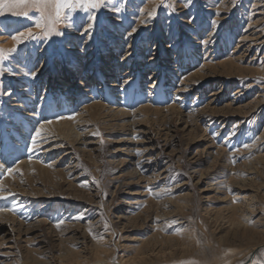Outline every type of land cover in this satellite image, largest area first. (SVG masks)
Masks as SVG:
<instances>
[{"label":"rangeland","instance_id":"374dc122","mask_svg":"<svg viewBox=\"0 0 264 264\" xmlns=\"http://www.w3.org/2000/svg\"><path fill=\"white\" fill-rule=\"evenodd\" d=\"M27 11L0 15V49L17 30L41 31ZM93 12L89 38L81 25ZM71 20L63 36L25 41L0 61V264H264V48L245 53L246 73L220 67L253 23L264 36V0H109ZM98 104L163 112L136 115L134 134L133 118L85 117ZM46 120L71 121L85 138L43 131L31 150ZM22 122L31 132L13 156Z\"/></svg>","mask_w":264,"mask_h":264},{"label":"bare ground","instance_id":"6f19581e","mask_svg":"<svg viewBox=\"0 0 264 264\" xmlns=\"http://www.w3.org/2000/svg\"><path fill=\"white\" fill-rule=\"evenodd\" d=\"M243 1V0H242ZM212 2H214V1H212ZM149 6H150V4H149ZM257 6V8H258V5H256ZM219 7V6H218ZM255 7V6H254ZM256 8V7H255ZM146 9V8H145ZM210 9V8H209ZM217 10H219V12H221V13H225V11H227L228 10V6H225V5H223L222 7H220V8H218V9H215L214 8V6H213V9H211V11H213V12H216ZM134 11V10H133ZM258 14H260V13H258ZM220 16H218V18H219ZM226 21V20H225ZM224 21V22H225ZM251 21V20H250ZM249 21V22H250ZM258 21V20H257ZM217 22H218V19H217ZM216 21H215V25L214 26H216ZM218 26L219 25H222V24H217ZM259 23L258 22H255V23H253L252 24V30H254V32L252 33V31H251V33H248V34H246L245 36L243 35V37H241L240 39H241V46H240V48H241V50L239 51V54H238V56L236 57V58H233L232 60H230V61H228V62H225V63H223V64H220V67H221V71L223 72V73H225L226 74V76L227 75H234L236 72H239V73H246V71H248V68H246V69H242L241 68V66L239 65V62H241L242 60L244 61V58H246V57H244V55H245V53H247L248 52V50H251V49H254V47L255 48H258V51H260L262 48H264V36L263 37H260V36H257V35H259V34H257V33H259L258 31H257V28H259ZM248 31V30H247ZM215 32V31H214ZM213 32V33H214ZM263 34H264V31L262 32ZM4 40H7V39H5V38H2V37H0V42H2V43H4ZM229 42H230V40H229ZM26 43V42H25ZM209 43V42H208ZM248 45V46H247ZM6 46H11V47H16L17 48V51L15 52V53H17V55H18V57H19V55H20V46H21V44L20 45H17L16 44V42L14 41V40H12V41H8L7 43H6ZM244 66V65H243ZM242 66V67H243ZM111 67V66H110ZM113 68V67H112ZM213 69V67H208V68H206L207 70L208 69ZM214 69H215V71H218L217 70V68H215L214 67ZM256 69H258V68H256ZM114 70V69H113ZM254 70V69H253ZM252 70V71H253ZM209 71V70H208ZM250 71V70H249ZM263 71H264V69H263ZM259 72V71H258ZM262 72V71H261ZM203 74V73H202ZM238 74V73H237ZM256 74V73H255ZM21 75V74H20ZM245 75V74H244ZM251 75H253L252 73H251ZM207 76V75H206ZM235 76V75H234ZM243 76V75H242ZM250 76V75H249ZM200 78V79H202L203 77H204V75H200V74H195L194 75V77H192V79L194 80V78ZM231 77V76H230ZM190 81V80H189ZM200 81V80H199ZM194 82V81H193ZM184 83H186V82H184ZM189 83V82H188ZM116 84V83H115ZM256 86V85H255ZM85 88V87H84ZM117 88V87H116ZM75 89V88H74ZM26 90V89H25ZM11 93V92H10ZM24 94V93H23ZM114 95V94H113ZM215 96V95H214ZM30 97V96H29ZM25 99V98H24ZM103 99V98H102ZM233 102V101H232ZM16 103V102H15ZM23 103H24V101H23ZM261 103V102H260ZM260 103H259V106H260ZM264 103V102H263ZM231 104V103H230ZM18 105V104H17ZM158 105V104H157ZM23 106V105H22ZM19 107V106H18ZM240 107V106H239ZM256 107V106H255ZM258 107V106H257ZM256 107V108H257ZM228 109H229V107H227ZM231 108V107H230ZM15 109V108H14ZM18 109V108H17ZM21 109V108H20ZM22 109H23V107H22ZM213 109V108H212ZM211 109V110H212ZM239 109H241V108H239ZM167 110V112L169 113V114H171V115H173V114H178L180 117H182L183 115L179 112V110H177V109H175V108H169V109H166ZM216 110V109H215ZM215 110H212L211 111V115H215V113L218 111H216L215 112ZM222 110H224V109H222ZM227 110V109H226ZM230 110V109H229ZM234 110V109H233ZM237 110V109H236ZM250 110V109H249ZM207 111V110H206ZM221 111V110H220ZM238 111V110H237ZM237 111H235V113L237 112ZM254 111H256V110H254ZM163 111L162 110H159V109H150V107H145V108H143V109H141V110H139L136 114L135 113H132V114H130V113H126L125 111H123V110H108V108H106L105 106H103V105H100V104H98V105H93L92 107H90V108H88V109H85L84 110V113L83 114H85L86 116L85 117H89V119H94L95 118V120L96 119H98L99 117H102L103 119H109V120H113V118L114 117H117V118H133V133L134 132H136V130H139V129H141V127L139 126V123H138V121H136L137 120V118H138V116H136V115H138L139 113L140 114H151V113H162ZM253 112V111H252ZM224 113V112H223ZM241 113V112H240ZM246 114H247V112H245ZM249 113V112H248ZM26 114V113H25ZM32 114V113H31ZM83 114H81L79 117H78V119H77V121L76 122H88V120H84V115ZM222 114V113H221ZM233 114V113H232ZM244 114V113H243ZM246 114H244V115H246ZM218 115V114H217ZM30 116V115H29ZM31 117V116H30ZM84 117V118H83ZM32 118H33V116H32ZM37 118V117H36ZM43 118V117H42ZM44 121V120H43ZM41 123V122H40ZM21 124V123H20ZM22 124H23V127H24V130H23V132H21L20 131V133H15V143H14V145H13V147H12V149L10 150V152H9V154L10 155H13V156H15V155H17V156H19V154H21V153H23L22 151L26 148V143H27V140H28V137H29V134H30V132H31V123H26V122H22ZM190 124V123H189ZM79 125V124H78ZM80 126L81 127H83L84 125L83 124H80L79 125V128H80ZM187 126H188V123H187ZM16 127H18V126H16ZM23 129V128H22ZM21 129V130H22ZM186 129V128H185ZM193 129V128H192ZM16 131V130H15ZM45 132H47L48 134H51V135H53L54 136V138H56V141L57 140H60V141H62V140H64L65 139V141L68 139V138H73L76 142H80L81 140H83L85 137L82 135V134H80L78 131H77V127L74 125V123L73 122H71V121H63V122H59V123H53V124H49V125H45V130H44ZM193 131V130H192ZM139 132V131H138ZM142 132V131H141ZM13 133V132H12ZM135 134V133H134ZM44 136H45V134H43ZM191 136V135H190ZM192 137V136H191ZM55 140V139H54ZM56 141H53V142H55L56 143ZM84 142H86V141H84ZM84 142H82V143H80V144H83ZM242 142V141H241ZM132 142H128V144H131ZM133 144V143H132ZM130 145V146H128V148L126 149V152H128L129 153V151L130 152H132V149H133V147L135 146L134 144L133 145ZM41 145V144H40ZM55 146V145H54ZM61 147V146H60ZM58 148H59V146H56V147H54L53 148V150H57L58 151ZM62 148V147H61ZM211 148V147H210ZM10 149V148H9ZM26 150V149H25ZM28 150V149H27ZM208 150V149H207ZM84 151V150H83ZM251 151V150H250ZM52 152V151H51ZM55 152V151H54ZM50 153V152H49ZM2 155H7V152L6 151H4L3 153H2ZM215 155V154H214ZM219 155H221V154H219ZM16 156V157H17ZM128 156V155H127ZM8 157V156H7ZM217 157V156H216ZM263 157V156H262ZM10 158V157H9ZM218 158V157H217ZM216 161V160H215ZM218 161V160H217ZM54 163V162H53ZM217 163V162H216ZM131 164V163H130ZM24 165H28L29 167H35V166H37V163H26V164H24ZM24 165H21L22 167L24 166ZM39 166V165H38ZM40 168H42V167H40ZM52 168V167H51ZM45 170H47V169H45ZM53 171V170H52ZM212 171V170H211ZM135 176H138L137 175V173H136V175ZM10 180V179H9ZM16 182V181H15ZM8 184V183H7ZM4 187H6L5 185H6V181L4 182ZM3 187V188H4ZM10 188V187H9ZM12 188V187H11ZM2 189V188H1ZM24 195V194H23ZM241 197V196H240ZM10 215V214H9ZM124 217V216H123ZM14 218V217H13ZM12 222V221H11ZM22 225V224H21ZM38 226V225H37ZM14 227V226H13ZM28 227H30V226H28ZM38 228V227H37ZM14 229V228H13ZM17 229L18 228H16V231H17ZM20 229V228H19ZM24 229V228H23ZM33 230V229H32ZM25 231V230H24ZM18 232V231H17ZM30 234V233H29ZM254 246V245H253ZM256 251V249L254 250V252ZM235 260V259H234ZM91 264H116V259L114 258V259H112L111 261L110 260H106V259H104L103 258V260H101V259H99V260H97V261H95V262H93V263H91ZM247 264V263H246Z\"/></svg>","mask_w":264,"mask_h":264},{"label":"snow or ice","instance_id":"6c2138e0","mask_svg":"<svg viewBox=\"0 0 264 264\" xmlns=\"http://www.w3.org/2000/svg\"><path fill=\"white\" fill-rule=\"evenodd\" d=\"M109 0H0V15H3L6 12L12 13L17 16H25L29 15L27 9H34L37 13H39V19L36 20L34 27L40 29L39 33H34L31 28H28L24 31L17 30L11 35V38L16 42L17 45H20L28 40H36L40 37L47 38L51 34L55 33L58 36H63L65 33L63 30L58 28L59 25L63 24L65 28H71L72 24V14L75 13L78 9L84 12H92V10H98L101 7L106 6ZM163 3V0H161ZM169 7H173V5L169 4ZM150 16H154L155 12H149ZM194 19V18H190ZM215 25V21L212 22ZM84 34H86L89 38H91L92 32L95 28H97L96 24V16L90 14L86 17V26L81 25ZM132 33H129L130 36ZM17 48L10 49H0V61L6 60L9 56L16 52ZM56 53L53 52L50 56L55 57ZM29 74L36 76V72L34 70H30ZM0 75H3V71L0 70ZM51 107V105L49 106ZM64 117H61L63 119ZM74 119V117H72ZM53 123L52 120H46L44 123L38 125V127L34 130V135L31 137L32 149L35 150L36 147L39 146L38 141L40 139H46V137L42 136V132L45 130V124ZM94 135H100L97 131L93 133ZM245 147H250V145L245 144ZM141 153L137 152V155ZM51 167V165H48ZM14 171H18V169H7V172L11 174ZM151 191V190H149ZM5 197L0 196V199H4ZM6 209H0V211H5ZM8 211H12L14 209H7ZM59 222L57 227L60 226ZM95 238V237H94Z\"/></svg>","mask_w":264,"mask_h":264}]
</instances>
